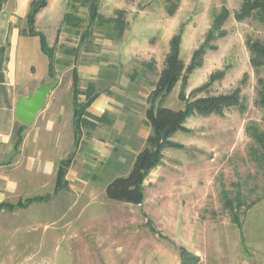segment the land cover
Returning a JSON list of instances; mask_svg holds the SVG:
<instances>
[{
    "label": "rangeland",
    "instance_id": "obj_1",
    "mask_svg": "<svg viewBox=\"0 0 264 264\" xmlns=\"http://www.w3.org/2000/svg\"><path fill=\"white\" fill-rule=\"evenodd\" d=\"M46 1L35 30L45 35L54 56L53 77L44 84L59 85L36 122L25 127L21 146L15 148L19 122L11 142L0 146V204L12 206L0 211V264H145L143 255L149 258L155 249L179 258L186 250L200 264H264V163H258L246 131L255 123L264 132V110L257 103L264 73L253 68L248 49L249 41H264V19L254 14L238 20L244 0H98L105 20L124 12L127 26L118 38L112 25L91 22L87 0ZM224 11L227 20L208 39ZM25 26L27 33V18ZM179 34L186 69L205 48L200 67L188 77L187 101L241 89L244 108L190 117L184 124L189 131L170 139L181 148L165 149L144 182L143 204L109 200L107 185L128 175L147 146L149 97ZM82 66L88 70L83 80ZM73 70L82 92L91 84L109 97L102 115L88 109L80 134L74 126ZM218 73L223 75L207 91L194 93ZM181 91L182 81L155 106L183 110ZM85 101L80 95L78 102ZM52 114L68 127L60 135L39 132ZM65 160L71 162L57 186ZM12 179L17 188L7 186ZM224 191L233 200H259L241 217L242 231L225 209ZM36 197L44 200L17 207ZM168 263L166 258L156 264Z\"/></svg>",
    "mask_w": 264,
    "mask_h": 264
},
{
    "label": "trees",
    "instance_id": "obj_2",
    "mask_svg": "<svg viewBox=\"0 0 264 264\" xmlns=\"http://www.w3.org/2000/svg\"><path fill=\"white\" fill-rule=\"evenodd\" d=\"M8 0H0V13ZM90 8V19L94 23L99 20L103 25H112L117 31V37L122 38L126 30V22L124 20V12H119L118 19L105 20L98 13V0H87ZM46 0H33L30 4V11L27 16V25L29 27L27 35L38 36L41 41L43 53L50 61L49 75L53 77L54 56L51 48L47 44L45 35L35 30L37 15L47 7ZM228 12L224 11L215 18V23L208 35V39L212 37L215 31H220L222 25L228 18ZM258 15L264 19V0H244L241 10L237 14L238 20H244L252 15ZM69 16L66 15L64 21H67ZM171 49L165 60V66L159 74V78L154 85V90L151 93L149 100L151 106L146 111V121L152 129V134L147 138L146 148L141 151L133 163V167L128 175L113 179L106 187V196L109 200L122 202L132 205H142L145 200L144 182L149 174L157 168L163 159V152L167 148H181L180 145L170 141V139L178 132H188L184 124L186 121L195 115L208 117L211 115L222 116L232 108L243 106V98L241 89H237L232 94L220 95L212 97L197 98L193 102H189L185 96V90L188 85V77L197 68L200 67L199 59L205 53V48H201L195 52L191 64L186 69L180 59L181 35L175 36L171 40ZM248 49L251 54V63L256 71L264 73V41H249ZM185 73V76L183 74ZM222 73L213 75L210 81L196 89L195 94L207 91L213 82ZM74 77V126L76 134L82 131V125L87 123L88 109L99 96V92H95L93 85H89L85 92H82L79 86V76L76 70H73ZM182 81V91L179 95L180 100L186 102L185 108L180 111H175L166 107H156L157 100L164 101L175 89L177 84ZM80 95H85L86 101L79 103ZM258 105L264 110V83L261 82V90L258 92ZM26 126H21L17 131V141L15 148H19L23 143L22 133ZM248 135L253 139L256 147L255 156L258 157V163H264V132L259 129V126L252 123L247 128ZM70 160H65L60 163L57 172V186H59L65 178L67 169L70 165ZM225 197V209L232 218L233 224L242 231L241 217L258 203L259 200L246 201L241 199V195L237 199H231L228 192H223ZM44 198L36 197L28 199L26 204L18 202V208H25L35 202H42ZM12 208L8 204H0V211Z\"/></svg>",
    "mask_w": 264,
    "mask_h": 264
},
{
    "label": "crops",
    "instance_id": "obj_3",
    "mask_svg": "<svg viewBox=\"0 0 264 264\" xmlns=\"http://www.w3.org/2000/svg\"><path fill=\"white\" fill-rule=\"evenodd\" d=\"M31 1L8 0L0 13V146L7 145L14 138L18 123L15 117L18 99L31 96L44 85L49 75L50 61L42 51L40 38L24 32ZM46 9L47 7L37 15L36 27L39 26ZM37 32L40 31L37 29ZM80 69L79 74L83 80L88 70L83 66ZM108 103L109 97L102 94L97 97L89 111L100 116L104 113L101 108ZM65 129L68 127H60V115L52 114L51 120L45 122L39 132L60 135ZM7 186L10 189L17 188L19 182L12 179ZM143 258L147 264V255L144 254ZM166 258L169 260L168 264H180V258L175 252L167 250L165 253H158L157 249L148 258V264H156Z\"/></svg>",
    "mask_w": 264,
    "mask_h": 264
},
{
    "label": "water",
    "instance_id": "obj_4",
    "mask_svg": "<svg viewBox=\"0 0 264 264\" xmlns=\"http://www.w3.org/2000/svg\"><path fill=\"white\" fill-rule=\"evenodd\" d=\"M57 81L42 85L29 97H20L18 99L15 117L22 125L28 127L34 124L37 116L45 108L51 93L57 88ZM201 258L186 250L180 253V264H200Z\"/></svg>",
    "mask_w": 264,
    "mask_h": 264
}]
</instances>
